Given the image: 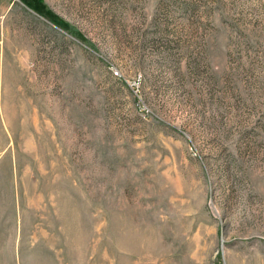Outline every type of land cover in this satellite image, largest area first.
Listing matches in <instances>:
<instances>
[{
	"label": "rangeland",
	"instance_id": "374dc122",
	"mask_svg": "<svg viewBox=\"0 0 264 264\" xmlns=\"http://www.w3.org/2000/svg\"><path fill=\"white\" fill-rule=\"evenodd\" d=\"M0 264H264V0H0Z\"/></svg>",
	"mask_w": 264,
	"mask_h": 264
},
{
	"label": "bare ground",
	"instance_id": "6f19581e",
	"mask_svg": "<svg viewBox=\"0 0 264 264\" xmlns=\"http://www.w3.org/2000/svg\"><path fill=\"white\" fill-rule=\"evenodd\" d=\"M116 74L118 75V72H116Z\"/></svg>",
	"mask_w": 264,
	"mask_h": 264
}]
</instances>
